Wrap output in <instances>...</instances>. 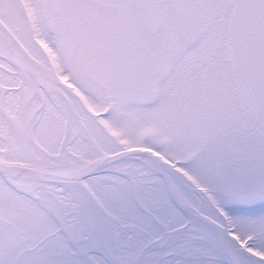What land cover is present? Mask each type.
Returning <instances> with one entry per match:
<instances>
[{
    "label": "snow or ice",
    "instance_id": "obj_1",
    "mask_svg": "<svg viewBox=\"0 0 264 264\" xmlns=\"http://www.w3.org/2000/svg\"><path fill=\"white\" fill-rule=\"evenodd\" d=\"M0 264H264V0H0Z\"/></svg>",
    "mask_w": 264,
    "mask_h": 264
}]
</instances>
